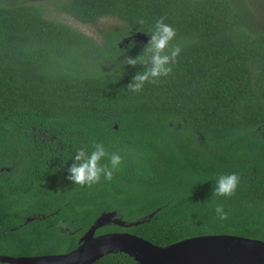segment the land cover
Returning <instances> with one entry per match:
<instances>
[{
    "label": "trees",
    "instance_id": "16d2710c",
    "mask_svg": "<svg viewBox=\"0 0 264 264\" xmlns=\"http://www.w3.org/2000/svg\"><path fill=\"white\" fill-rule=\"evenodd\" d=\"M49 15L117 24L99 43ZM161 17L182 52L169 77L133 93L143 69L123 60L142 53ZM94 142L123 163L111 181L75 185L72 159ZM231 173L235 195H213ZM106 212L145 222L95 235L264 242V0H0V256L67 254Z\"/></svg>",
    "mask_w": 264,
    "mask_h": 264
},
{
    "label": "water",
    "instance_id": "95a60500",
    "mask_svg": "<svg viewBox=\"0 0 264 264\" xmlns=\"http://www.w3.org/2000/svg\"><path fill=\"white\" fill-rule=\"evenodd\" d=\"M136 37L146 41L141 35ZM144 222L126 223L118 219L115 212L102 213L79 239L77 247L67 254L18 258L0 256V263L94 264L105 256L124 254L135 264H264V242L238 236H198L158 247L128 233L95 235L104 227L130 228Z\"/></svg>",
    "mask_w": 264,
    "mask_h": 264
},
{
    "label": "clouds",
    "instance_id": "9594fccd",
    "mask_svg": "<svg viewBox=\"0 0 264 264\" xmlns=\"http://www.w3.org/2000/svg\"><path fill=\"white\" fill-rule=\"evenodd\" d=\"M137 23L143 25L144 20L140 19ZM146 34L150 39L142 53L136 58L126 56L123 60V65L132 67L140 65L143 69L138 71L132 82L127 85L128 90L133 93L142 91L145 84H158L162 79L169 77L182 52L180 44H173L177 37L176 29L166 23L164 17L157 19ZM135 46V41H131L128 47ZM91 147V152L87 148H78L72 159L74 163L68 169L67 179L75 185L91 188L100 183L102 177L106 181H111L114 172L123 163L121 155L109 153L103 143L94 142ZM106 158L109 163L102 164ZM240 179L236 173L220 175L216 180L213 195L220 197L235 195ZM215 212L220 220L228 219L222 205H217Z\"/></svg>",
    "mask_w": 264,
    "mask_h": 264
},
{
    "label": "rangeland",
    "instance_id": "374dc122",
    "mask_svg": "<svg viewBox=\"0 0 264 264\" xmlns=\"http://www.w3.org/2000/svg\"><path fill=\"white\" fill-rule=\"evenodd\" d=\"M50 19L56 20L57 22H61L71 28H73L74 30L82 33L83 35H85L86 37H89L99 43H102V38L100 36V31L105 30L106 28H108L109 26H113L116 25V21L111 20V19H104L98 23L95 24V26H90V25H83L80 24L78 22H76L75 20H73L70 17L67 16H63V15H57L54 17H50V15L48 16Z\"/></svg>",
    "mask_w": 264,
    "mask_h": 264
}]
</instances>
